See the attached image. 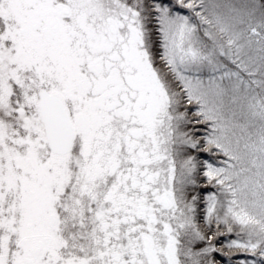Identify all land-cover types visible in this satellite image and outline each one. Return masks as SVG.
<instances>
[{
  "label": "snow or ice",
  "instance_id": "6c2138e0",
  "mask_svg": "<svg viewBox=\"0 0 264 264\" xmlns=\"http://www.w3.org/2000/svg\"><path fill=\"white\" fill-rule=\"evenodd\" d=\"M0 264H264V0H0Z\"/></svg>",
  "mask_w": 264,
  "mask_h": 264
}]
</instances>
